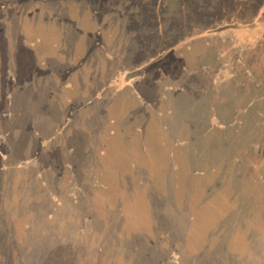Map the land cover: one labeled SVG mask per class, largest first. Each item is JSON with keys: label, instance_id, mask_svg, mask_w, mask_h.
I'll list each match as a JSON object with an SVG mask.
<instances>
[{"label": "rangeland", "instance_id": "obj_1", "mask_svg": "<svg viewBox=\"0 0 264 264\" xmlns=\"http://www.w3.org/2000/svg\"><path fill=\"white\" fill-rule=\"evenodd\" d=\"M263 11L0 0V264H264Z\"/></svg>", "mask_w": 264, "mask_h": 264}, {"label": "trees", "instance_id": "obj_2", "mask_svg": "<svg viewBox=\"0 0 264 264\" xmlns=\"http://www.w3.org/2000/svg\"><path fill=\"white\" fill-rule=\"evenodd\" d=\"M234 9H236V8H233V10ZM217 21H213V22H211V24L213 25V27H212V25H211V27H209V26H207V25H205V27L203 26V27H201V28H203V31H201V32H199V33H204V32H207V31H212V30H215V29H218L217 27H216V25H215V23L217 22V24H218V26H220V11L219 12H217ZM259 17H262V20L258 23V24H255L254 23V26L255 27H257V26H260V24H262V23H264V11H263V13L262 14H260L259 15ZM253 21H254V17H253ZM207 24V23H206ZM215 25V26H214ZM228 26H230V25H228Z\"/></svg>", "mask_w": 264, "mask_h": 264}, {"label": "crops", "instance_id": "obj_3", "mask_svg": "<svg viewBox=\"0 0 264 264\" xmlns=\"http://www.w3.org/2000/svg\"><path fill=\"white\" fill-rule=\"evenodd\" d=\"M254 17V23L255 24H258L261 20H262V17H259V16H253ZM235 18H233V20L231 21V22H229L228 24H230V25H233V24H235V25H237L238 24V22H239V20L240 19H238V20H234ZM229 20V19H228ZM259 21V22H258Z\"/></svg>", "mask_w": 264, "mask_h": 264}, {"label": "flooded vegetation", "instance_id": "obj_4", "mask_svg": "<svg viewBox=\"0 0 264 264\" xmlns=\"http://www.w3.org/2000/svg\"><path fill=\"white\" fill-rule=\"evenodd\" d=\"M26 41H27V43L29 42V40L26 38ZM30 44H32V43H30ZM30 44L28 43V45H27V47H34V46H30ZM33 79H32V77H30L29 79H26V80H23L22 82H26V83H31V81H32ZM29 130V129H28ZM31 130H29V131H27V133L28 132H30ZM26 132V131H25ZM40 141V139L38 140V142ZM39 151H40V147H39V150H38V155H39Z\"/></svg>", "mask_w": 264, "mask_h": 264}]
</instances>
